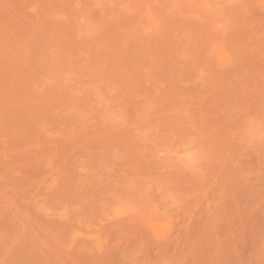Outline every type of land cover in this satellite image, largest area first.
I'll return each mask as SVG.
<instances>
[{
    "label": "rangeland",
    "instance_id": "1",
    "mask_svg": "<svg viewBox=\"0 0 264 264\" xmlns=\"http://www.w3.org/2000/svg\"><path fill=\"white\" fill-rule=\"evenodd\" d=\"M0 264H264V0H0Z\"/></svg>",
    "mask_w": 264,
    "mask_h": 264
}]
</instances>
